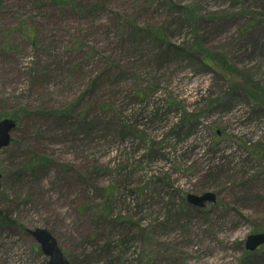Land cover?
<instances>
[{
  "label": "rangeland",
  "instance_id": "obj_1",
  "mask_svg": "<svg viewBox=\"0 0 264 264\" xmlns=\"http://www.w3.org/2000/svg\"><path fill=\"white\" fill-rule=\"evenodd\" d=\"M6 118L0 264H264V0H0Z\"/></svg>",
  "mask_w": 264,
  "mask_h": 264
},
{
  "label": "water",
  "instance_id": "obj_2",
  "mask_svg": "<svg viewBox=\"0 0 264 264\" xmlns=\"http://www.w3.org/2000/svg\"><path fill=\"white\" fill-rule=\"evenodd\" d=\"M16 126L17 121L11 118H6L0 121V149L8 146L11 143V132L16 128ZM187 200L195 206L204 207L207 202H216V195L213 192H207L203 195L190 193L187 196ZM28 231L40 244L41 251L49 257L45 264H72L64 251L60 248L57 239L49 230L40 227L34 230L28 229ZM263 244L264 232L254 233L249 235L246 243V248L253 251Z\"/></svg>",
  "mask_w": 264,
  "mask_h": 264
},
{
  "label": "trees",
  "instance_id": "obj_3",
  "mask_svg": "<svg viewBox=\"0 0 264 264\" xmlns=\"http://www.w3.org/2000/svg\"><path fill=\"white\" fill-rule=\"evenodd\" d=\"M34 39H35V36H33V41H34ZM212 59H214V58H212ZM207 66H209L207 63H205ZM210 67V66H209ZM250 94V96L252 95L251 93H249ZM253 100H255V101H257V99H253ZM260 101H261V99H260Z\"/></svg>",
  "mask_w": 264,
  "mask_h": 264
}]
</instances>
